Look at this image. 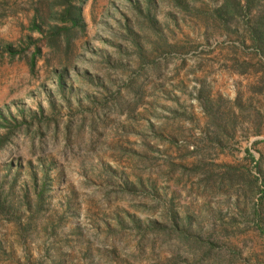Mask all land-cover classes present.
I'll list each match as a JSON object with an SVG mask.
<instances>
[{
  "label": "rangeland",
  "instance_id": "obj_1",
  "mask_svg": "<svg viewBox=\"0 0 264 264\" xmlns=\"http://www.w3.org/2000/svg\"><path fill=\"white\" fill-rule=\"evenodd\" d=\"M0 137V264H264V0H0Z\"/></svg>",
  "mask_w": 264,
  "mask_h": 264
},
{
  "label": "trees",
  "instance_id": "obj_2",
  "mask_svg": "<svg viewBox=\"0 0 264 264\" xmlns=\"http://www.w3.org/2000/svg\"><path fill=\"white\" fill-rule=\"evenodd\" d=\"M83 2V0H81ZM82 23V16H81V6L77 7L75 9V16H74V19H73V26L77 27L78 24ZM70 39H71V36L68 35L66 36V42L69 43L70 42ZM39 52V50H37V53ZM34 65V60H32L31 62V66ZM4 137H0V145H3L4 143Z\"/></svg>",
  "mask_w": 264,
  "mask_h": 264
}]
</instances>
